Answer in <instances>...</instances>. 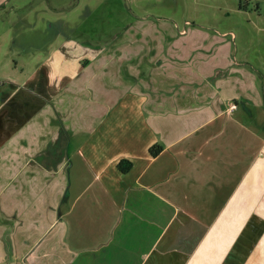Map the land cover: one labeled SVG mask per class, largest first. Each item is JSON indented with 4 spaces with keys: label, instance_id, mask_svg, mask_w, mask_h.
<instances>
[{
    "label": "crops",
    "instance_id": "obj_1",
    "mask_svg": "<svg viewBox=\"0 0 264 264\" xmlns=\"http://www.w3.org/2000/svg\"><path fill=\"white\" fill-rule=\"evenodd\" d=\"M92 3L0 0L8 29L59 25L0 79V264H264L261 67L147 12L61 34Z\"/></svg>",
    "mask_w": 264,
    "mask_h": 264
},
{
    "label": "rangeland",
    "instance_id": "obj_2",
    "mask_svg": "<svg viewBox=\"0 0 264 264\" xmlns=\"http://www.w3.org/2000/svg\"><path fill=\"white\" fill-rule=\"evenodd\" d=\"M93 1L95 3H92L90 10L82 7L71 11L72 13L66 11L64 20L69 22L72 27H70L71 30L62 29L61 34L67 33L77 38L85 36L93 41L101 37L120 35L130 22L135 21L134 18L142 17L147 12L149 18L164 17L172 21L171 24L174 26L172 25L171 29H185L184 23L188 21L192 27L208 33L233 34L236 38L235 54L237 60L241 61L242 58H248L251 69L261 67L264 76V67L261 66V63H264V0ZM133 1L135 2L133 3ZM137 2L145 5L146 10L135 9L132 4ZM19 12L24 13V9L17 11V13ZM7 16L4 14L3 18ZM2 23L5 22H0V34L7 33L9 29L11 32H9L7 40L0 39L2 45L0 79L14 77L15 74L9 73L11 70L16 71L17 74L24 72V52L26 51L24 50V33H26L25 37L27 35L34 37L35 43L32 45L36 47L42 44L41 40L48 33H55L59 29V25H56L57 28L53 26L49 32L42 31V27L37 29H34V26L26 27L24 26V18L22 23L15 22L9 29ZM172 32L177 33V30ZM259 76L262 80L263 76Z\"/></svg>",
    "mask_w": 264,
    "mask_h": 264
},
{
    "label": "trees",
    "instance_id": "obj_3",
    "mask_svg": "<svg viewBox=\"0 0 264 264\" xmlns=\"http://www.w3.org/2000/svg\"><path fill=\"white\" fill-rule=\"evenodd\" d=\"M159 149H160V147H154L152 150H150V152H151V154H157L159 152ZM126 163H128V162H126Z\"/></svg>",
    "mask_w": 264,
    "mask_h": 264
},
{
    "label": "built area",
    "instance_id": "obj_4",
    "mask_svg": "<svg viewBox=\"0 0 264 264\" xmlns=\"http://www.w3.org/2000/svg\"><path fill=\"white\" fill-rule=\"evenodd\" d=\"M234 107H235V106L231 105V106L229 107V109L232 110V109H234Z\"/></svg>",
    "mask_w": 264,
    "mask_h": 264
}]
</instances>
